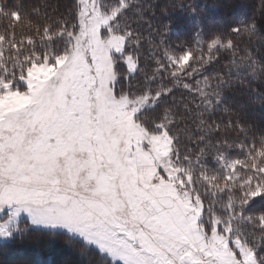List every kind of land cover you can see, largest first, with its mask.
<instances>
[{
	"label": "snow or ice",
	"instance_id": "snow-or-ice-1",
	"mask_svg": "<svg viewBox=\"0 0 264 264\" xmlns=\"http://www.w3.org/2000/svg\"><path fill=\"white\" fill-rule=\"evenodd\" d=\"M48 8L0 0V242L61 236L83 264H264L248 111L264 91L227 96L264 84V19L200 28L195 48L166 28L142 65L141 0Z\"/></svg>",
	"mask_w": 264,
	"mask_h": 264
},
{
	"label": "trees",
	"instance_id": "trees-1",
	"mask_svg": "<svg viewBox=\"0 0 264 264\" xmlns=\"http://www.w3.org/2000/svg\"><path fill=\"white\" fill-rule=\"evenodd\" d=\"M25 4H40L42 0H24ZM49 5L48 12L53 7H59L61 11L71 3V0H43ZM145 7L144 20L139 23L138 31L141 34L142 47L139 50L142 65L151 63V54L161 39V33L165 32V42L168 46H175L183 42L195 48L197 42L196 33L203 29L202 36L214 31L224 29L236 24L242 18L256 15L258 20L264 19L258 11L260 0H246L240 4L237 0H141ZM239 9V16L234 18L235 8ZM191 9L196 10V15H191ZM151 24V28L148 25ZM3 25L0 24V27ZM264 36V31L261 32ZM259 55L264 56V44L260 45ZM209 70V74L214 72ZM247 88H257L264 91V84L245 80L244 86L234 85L232 91L227 93L229 101L239 102L246 100L244 95ZM181 93L177 92L180 100ZM250 118L256 123H264L258 119L264 113V107L248 105ZM178 125L174 132L183 135ZM260 207V205H257ZM0 264H83V259L74 249L65 244V238L61 236H48L33 231L23 239L12 242H0Z\"/></svg>",
	"mask_w": 264,
	"mask_h": 264
},
{
	"label": "rangeland",
	"instance_id": "rangeland-1",
	"mask_svg": "<svg viewBox=\"0 0 264 264\" xmlns=\"http://www.w3.org/2000/svg\"><path fill=\"white\" fill-rule=\"evenodd\" d=\"M237 2H239L240 4L241 3L244 4L246 2V0H237ZM239 9L240 8H237V7L234 9V12H233L234 18H237L239 16V14H240L239 13ZM258 119H260V120H262L264 122V113H262V115L259 116Z\"/></svg>",
	"mask_w": 264,
	"mask_h": 264
}]
</instances>
